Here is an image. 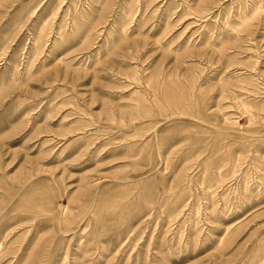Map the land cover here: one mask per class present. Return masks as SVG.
<instances>
[{
    "label": "rangeland",
    "instance_id": "374dc122",
    "mask_svg": "<svg viewBox=\"0 0 264 264\" xmlns=\"http://www.w3.org/2000/svg\"><path fill=\"white\" fill-rule=\"evenodd\" d=\"M0 264H264V0H0Z\"/></svg>",
    "mask_w": 264,
    "mask_h": 264
}]
</instances>
